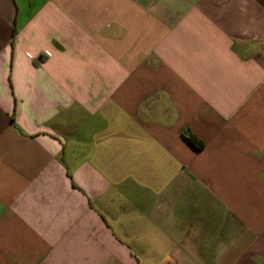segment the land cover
Returning <instances> with one entry per match:
<instances>
[{
	"label": "crops",
	"instance_id": "0c3cea01",
	"mask_svg": "<svg viewBox=\"0 0 264 264\" xmlns=\"http://www.w3.org/2000/svg\"><path fill=\"white\" fill-rule=\"evenodd\" d=\"M0 264H264V0H0Z\"/></svg>",
	"mask_w": 264,
	"mask_h": 264
},
{
	"label": "trees",
	"instance_id": "16d2710c",
	"mask_svg": "<svg viewBox=\"0 0 264 264\" xmlns=\"http://www.w3.org/2000/svg\"><path fill=\"white\" fill-rule=\"evenodd\" d=\"M182 134L184 136V138L194 147H196V149H201L202 148V143L199 142L196 137L194 135H192L191 132H189L188 130L186 131H182Z\"/></svg>",
	"mask_w": 264,
	"mask_h": 264
}]
</instances>
